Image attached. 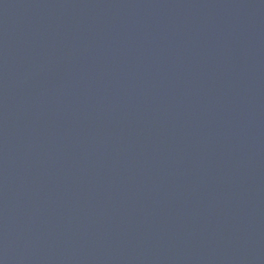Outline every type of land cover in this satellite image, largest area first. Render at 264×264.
<instances>
[{"label": "water", "instance_id": "obj_1", "mask_svg": "<svg viewBox=\"0 0 264 264\" xmlns=\"http://www.w3.org/2000/svg\"><path fill=\"white\" fill-rule=\"evenodd\" d=\"M0 264H264V0H0Z\"/></svg>", "mask_w": 264, "mask_h": 264}]
</instances>
